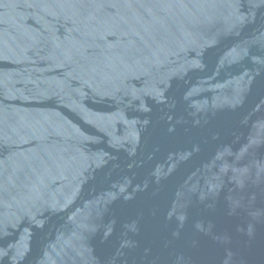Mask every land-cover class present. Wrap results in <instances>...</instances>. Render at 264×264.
<instances>
[{
	"label": "water",
	"instance_id": "obj_1",
	"mask_svg": "<svg viewBox=\"0 0 264 264\" xmlns=\"http://www.w3.org/2000/svg\"><path fill=\"white\" fill-rule=\"evenodd\" d=\"M0 264H264V0H0Z\"/></svg>",
	"mask_w": 264,
	"mask_h": 264
}]
</instances>
